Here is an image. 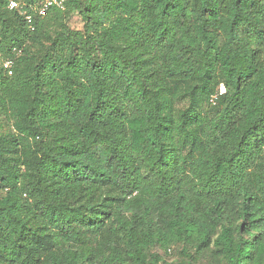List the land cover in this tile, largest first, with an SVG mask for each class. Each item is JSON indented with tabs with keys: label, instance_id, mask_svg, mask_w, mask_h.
I'll return each instance as SVG.
<instances>
[{
	"label": "trees",
	"instance_id": "16d2710c",
	"mask_svg": "<svg viewBox=\"0 0 264 264\" xmlns=\"http://www.w3.org/2000/svg\"><path fill=\"white\" fill-rule=\"evenodd\" d=\"M28 14L0 0V264H264V0Z\"/></svg>",
	"mask_w": 264,
	"mask_h": 264
},
{
	"label": "built area",
	"instance_id": "2783aa9c",
	"mask_svg": "<svg viewBox=\"0 0 264 264\" xmlns=\"http://www.w3.org/2000/svg\"><path fill=\"white\" fill-rule=\"evenodd\" d=\"M8 7L10 10H17L23 12L29 22L32 21V16L28 14V10L35 12L37 15L44 17L46 16L52 9L65 10L66 0H40L38 4H21L17 0H7ZM4 68L7 70L9 75H12L14 60L8 59L3 64ZM225 89L221 88V93H224ZM216 97L212 99L214 101Z\"/></svg>",
	"mask_w": 264,
	"mask_h": 264
},
{
	"label": "rangeland",
	"instance_id": "374dc122",
	"mask_svg": "<svg viewBox=\"0 0 264 264\" xmlns=\"http://www.w3.org/2000/svg\"><path fill=\"white\" fill-rule=\"evenodd\" d=\"M70 25L73 28H81L82 27V23L81 21L77 18L74 17L70 20ZM166 264H182L178 258V256L175 253H171L169 254V256H167L166 258Z\"/></svg>",
	"mask_w": 264,
	"mask_h": 264
}]
</instances>
